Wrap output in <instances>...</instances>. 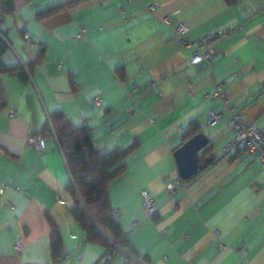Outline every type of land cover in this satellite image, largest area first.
<instances>
[{
	"label": "crops",
	"instance_id": "obj_1",
	"mask_svg": "<svg viewBox=\"0 0 264 264\" xmlns=\"http://www.w3.org/2000/svg\"><path fill=\"white\" fill-rule=\"evenodd\" d=\"M10 8L2 14L0 4V63L12 71L0 74V264H53L51 223L67 254L57 264H134L128 253L138 264H264V168L247 155L223 157L229 110L264 131V0H10ZM180 25L188 42L214 37L209 61L190 65ZM217 88L226 105L211 98ZM57 114L89 129L102 154L134 146L107 191L128 243L110 263L70 216ZM192 129L208 145L199 173L182 181L174 153ZM39 136L42 150L29 142ZM177 179L182 189L172 193Z\"/></svg>",
	"mask_w": 264,
	"mask_h": 264
},
{
	"label": "trees",
	"instance_id": "obj_2",
	"mask_svg": "<svg viewBox=\"0 0 264 264\" xmlns=\"http://www.w3.org/2000/svg\"><path fill=\"white\" fill-rule=\"evenodd\" d=\"M0 4L2 14L11 12L10 0H0ZM69 4L71 3H67L66 6L69 7ZM6 50V45L0 39V57ZM42 57L43 51L39 53L36 63H40ZM26 70L31 75V69L26 67ZM11 72L0 63V74ZM2 107L0 104V110ZM52 128L71 176L72 184L69 191L75 206L70 209V216L85 233L86 242L104 248L112 259L117 251L113 246L127 250L128 243L108 202L107 191L109 185L125 173V159L132 153L134 146L102 154L94 147L91 131L86 127L74 128L62 114L54 116ZM49 129L48 126H44L41 136L49 133ZM196 135L198 129L190 130L184 136L185 141ZM51 226L50 255L52 263L57 264L64 261L67 254L56 236V227L52 223Z\"/></svg>",
	"mask_w": 264,
	"mask_h": 264
},
{
	"label": "built area",
	"instance_id": "obj_3",
	"mask_svg": "<svg viewBox=\"0 0 264 264\" xmlns=\"http://www.w3.org/2000/svg\"><path fill=\"white\" fill-rule=\"evenodd\" d=\"M128 1L131 2V0ZM186 31L187 29L184 26L180 25L176 29V34L179 38L180 45L190 48L194 51V54L190 59V65L196 66L203 61H209L212 57V51L209 49V43L214 37H209L205 40L196 41V42H188L185 39ZM84 33L85 30L81 28L76 38L77 39L81 38L84 35ZM219 35L220 36L224 35V33H220ZM23 41L27 45L32 44L31 37L25 30L23 32ZM211 98L220 99L221 102L225 105L228 103V98L222 92V88H217L213 93V95L211 96ZM100 103H101L100 97H95L93 99L94 106L98 107ZM229 115H230L229 127L233 132V138L224 147L223 157L225 159H229L234 154L240 156L247 155L258 161L261 167L264 168V131L259 130L254 126L247 124L246 116L241 112L236 113L233 110H229ZM10 117L14 118V114L12 113ZM218 119L219 116L211 112L210 119L208 120V124L212 126L217 122ZM51 129L53 130L52 127ZM29 142L30 144L35 145L39 150H42L44 148V143L42 141L41 136L36 138H31ZM169 189L172 193L181 190L182 182L179 179L175 180L172 183V185H170ZM254 189L256 188L254 187ZM141 198H142L141 200L142 212L146 215L148 219L152 220L156 212L154 207V201L151 195L146 191H143L141 193ZM113 247L118 250V247L116 245H114ZM15 249L18 253L23 252L24 246L21 240L16 242ZM127 257L131 263L138 264L137 259L134 256H132L131 253H128ZM106 262L107 263L111 262V257L108 254L106 256Z\"/></svg>",
	"mask_w": 264,
	"mask_h": 264
},
{
	"label": "water",
	"instance_id": "obj_4",
	"mask_svg": "<svg viewBox=\"0 0 264 264\" xmlns=\"http://www.w3.org/2000/svg\"><path fill=\"white\" fill-rule=\"evenodd\" d=\"M208 145V140L203 134H198L180 146L174 153L178 166V173L182 181H189L195 177L200 169L199 153ZM207 160V162H209Z\"/></svg>",
	"mask_w": 264,
	"mask_h": 264
}]
</instances>
